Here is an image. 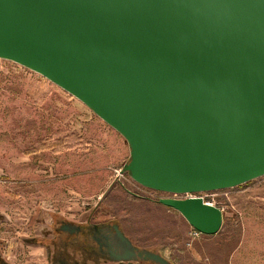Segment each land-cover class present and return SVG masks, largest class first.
Instances as JSON below:
<instances>
[{
    "label": "water",
    "instance_id": "95a60500",
    "mask_svg": "<svg viewBox=\"0 0 264 264\" xmlns=\"http://www.w3.org/2000/svg\"><path fill=\"white\" fill-rule=\"evenodd\" d=\"M0 59L120 133L144 187L198 193L264 176V0H0ZM158 203L203 235L221 227L200 197ZM112 230L122 259L169 264Z\"/></svg>",
    "mask_w": 264,
    "mask_h": 264
},
{
    "label": "rangeland",
    "instance_id": "374dc122",
    "mask_svg": "<svg viewBox=\"0 0 264 264\" xmlns=\"http://www.w3.org/2000/svg\"><path fill=\"white\" fill-rule=\"evenodd\" d=\"M129 160L125 139L85 104L0 59V264H158L122 259L124 246L104 236L114 225L169 264H264V176L176 194L135 182ZM188 197L221 211L216 234L158 203Z\"/></svg>",
    "mask_w": 264,
    "mask_h": 264
},
{
    "label": "flooded vegetation",
    "instance_id": "af4514ba",
    "mask_svg": "<svg viewBox=\"0 0 264 264\" xmlns=\"http://www.w3.org/2000/svg\"><path fill=\"white\" fill-rule=\"evenodd\" d=\"M65 226L67 227L68 225H65ZM69 228L71 227L69 226ZM69 228L65 229L64 226H62V230H65V231H70Z\"/></svg>",
    "mask_w": 264,
    "mask_h": 264
}]
</instances>
